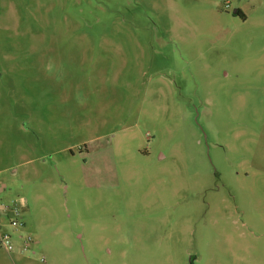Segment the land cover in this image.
Segmentation results:
<instances>
[{
  "label": "rangeland",
  "instance_id": "rangeland-1",
  "mask_svg": "<svg viewBox=\"0 0 264 264\" xmlns=\"http://www.w3.org/2000/svg\"><path fill=\"white\" fill-rule=\"evenodd\" d=\"M13 201L0 264H264V0H0Z\"/></svg>",
  "mask_w": 264,
  "mask_h": 264
},
{
  "label": "built area",
  "instance_id": "built-area-1",
  "mask_svg": "<svg viewBox=\"0 0 264 264\" xmlns=\"http://www.w3.org/2000/svg\"><path fill=\"white\" fill-rule=\"evenodd\" d=\"M21 204L20 201H13L11 203H1L0 212L1 214L8 219V223L14 229L20 231L25 227V223L21 217ZM4 226V222L0 220V247L6 249L7 251H12L15 248V243L13 242V236L9 232H2L1 228ZM19 240H22L21 245L24 250L31 249L32 237L30 233L21 232L17 235ZM42 257L40 260H44Z\"/></svg>",
  "mask_w": 264,
  "mask_h": 264
},
{
  "label": "water",
  "instance_id": "water-1",
  "mask_svg": "<svg viewBox=\"0 0 264 264\" xmlns=\"http://www.w3.org/2000/svg\"><path fill=\"white\" fill-rule=\"evenodd\" d=\"M237 12V10H235V13Z\"/></svg>",
  "mask_w": 264,
  "mask_h": 264
}]
</instances>
